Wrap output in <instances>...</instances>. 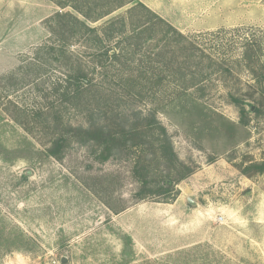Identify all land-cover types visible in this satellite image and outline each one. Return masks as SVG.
<instances>
[{
    "label": "rangeland",
    "instance_id": "374dc122",
    "mask_svg": "<svg viewBox=\"0 0 264 264\" xmlns=\"http://www.w3.org/2000/svg\"><path fill=\"white\" fill-rule=\"evenodd\" d=\"M141 1L204 50L189 58L205 68L203 88L183 90L157 66L122 80L115 66L111 93L87 111L67 100L63 57L47 51L60 7L0 0V264H264V172L243 170L264 161V0ZM150 112L192 169L182 180L166 182L180 168L157 158L145 128V146L116 142L107 160L73 139L61 159L48 153L61 121L117 130ZM143 177L154 193L141 199Z\"/></svg>",
    "mask_w": 264,
    "mask_h": 264
},
{
    "label": "trees",
    "instance_id": "16d2710c",
    "mask_svg": "<svg viewBox=\"0 0 264 264\" xmlns=\"http://www.w3.org/2000/svg\"><path fill=\"white\" fill-rule=\"evenodd\" d=\"M53 1L60 10L47 18V27L52 35V42L49 47L47 46V51L49 55L56 56L53 57L55 60H59L55 54L57 51L63 57L61 63L64 62L67 70L65 96L70 103L81 98L80 106L87 111L93 110L92 100L97 102L104 93L106 95L111 93L106 86L110 77L109 71L114 70L115 66H119L115 71L120 78L123 74L126 75L122 80L134 77L138 71H147L148 68L151 74H155L154 68L157 66L163 74L178 77L179 86L183 90L203 88L202 84L206 79L205 68L200 63L191 62L189 58L194 56V50L205 55L204 50L143 1ZM123 8H125L123 13L97 25L100 20ZM75 46L83 48L82 52L87 53L89 58L75 56V51L71 50ZM53 58L50 59L54 60ZM181 58L184 59L183 65ZM86 96L88 98L85 99ZM17 109L18 115L13 118L33 132L35 128L32 126L33 120L29 117L27 120L23 107ZM52 120L54 118H47L46 124ZM61 124H64L65 133L55 134L49 139L47 149L48 153L57 159L62 158L65 146L72 139L81 144L93 143L98 146L99 158L103 161L114 154L116 142L124 145L129 143V147L132 148L141 147L147 142L142 136L152 134L155 137L149 143L155 145L157 158L168 164L170 169L174 166L180 168V171L175 173L180 174V177L173 175L172 171L169 172L166 180L168 184L182 180L192 171L189 165L179 160L171 135L154 112L140 117V123L137 125L130 128L120 127L117 130L112 129L113 127L107 123L98 125L87 121L74 125L69 121L66 123L61 121ZM140 128H145L142 136L136 132ZM243 170L245 173L264 172V161L250 163ZM140 182L137 194L141 199L154 193L153 189L147 187L149 183L147 177L141 178ZM165 198L169 199V195L162 200Z\"/></svg>",
    "mask_w": 264,
    "mask_h": 264
},
{
    "label": "water",
    "instance_id": "95a60500",
    "mask_svg": "<svg viewBox=\"0 0 264 264\" xmlns=\"http://www.w3.org/2000/svg\"><path fill=\"white\" fill-rule=\"evenodd\" d=\"M254 109V105L252 106V110ZM188 201L191 203V204H196V201L193 200L192 198H189Z\"/></svg>",
    "mask_w": 264,
    "mask_h": 264
},
{
    "label": "built area",
    "instance_id": "2783aa9c",
    "mask_svg": "<svg viewBox=\"0 0 264 264\" xmlns=\"http://www.w3.org/2000/svg\"><path fill=\"white\" fill-rule=\"evenodd\" d=\"M219 221H221V219Z\"/></svg>",
    "mask_w": 264,
    "mask_h": 264
}]
</instances>
